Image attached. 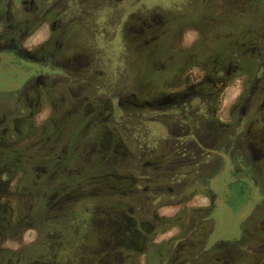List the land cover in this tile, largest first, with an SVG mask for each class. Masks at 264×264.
Masks as SVG:
<instances>
[{"label": "rangeland", "instance_id": "1", "mask_svg": "<svg viewBox=\"0 0 264 264\" xmlns=\"http://www.w3.org/2000/svg\"><path fill=\"white\" fill-rule=\"evenodd\" d=\"M257 1L196 0L197 11L185 8V0L72 1V16L87 11V31L76 43L88 70L72 76L84 82H68L69 95L64 92L68 85L60 82L58 99L96 98L84 113L104 106L101 135L96 128L97 136L88 138L93 132L88 124L89 133L84 129V138L66 149L63 163L69 169L58 168L39 196L27 194L26 185L46 167L42 155L30 151L41 159L33 160L32 169L21 160L16 165L15 159L40 139L53 112L69 109L61 101L56 107L41 102L29 139L0 149V177L7 183L0 196V264H158L156 252L169 243L235 242L247 227L249 247L259 250L260 258L249 254L245 264H264V161L253 165L264 149V90H254L255 83L264 87V42H257L259 35L264 40V7L256 10ZM29 2L22 10H30ZM194 16L196 22L186 20ZM70 28L58 38L63 44ZM22 29L19 39L31 53L51 34L48 23L28 36ZM61 64L65 70L66 63ZM3 65L0 85L24 80L22 67ZM1 90L0 116L10 118L13 89ZM248 91L254 95L245 113L252 119L242 134L226 124L243 114L240 102ZM113 95H120L122 104L117 123L107 113ZM60 121L64 128L63 113ZM224 135L231 137L227 145ZM97 145L108 151L100 153ZM112 146L115 157L109 155ZM174 147L182 151L179 165L172 163ZM241 157L248 163L241 165ZM81 164L95 170L83 176L77 170ZM243 175L251 184L247 195L228 208L224 185L233 183L234 197L241 185L230 180ZM172 192L179 196L173 199ZM87 194L97 197L74 200Z\"/></svg>", "mask_w": 264, "mask_h": 264}, {"label": "flooded vegetation", "instance_id": "2", "mask_svg": "<svg viewBox=\"0 0 264 264\" xmlns=\"http://www.w3.org/2000/svg\"><path fill=\"white\" fill-rule=\"evenodd\" d=\"M66 1L68 0H38V3H36L35 1L30 0V10H22V8H24L23 5H25L27 0H0V65H2L4 68L5 65L3 64L5 63L7 65L14 64L18 68L22 67L23 73L25 74L24 80L16 86L14 85L4 87L0 85V104L4 102L1 96L4 94L2 93L3 91L1 89H13L11 94L12 98L8 100L10 106L13 108L12 113H14V115L10 118L9 115L0 116V149H9V144L14 145L23 143L29 139L28 137L30 136L29 134L32 129V122L37 115L36 113L39 111L41 102H47V104H52L53 107H56V102L61 101V104H64L69 109L61 113L53 112L48 120L46 128L39 136L40 139H38L36 143L34 142L30 146L23 148V153L20 154L22 159H20V156H17L15 159L16 165L20 163L21 160L24 162V166L32 169L33 160L37 162L41 161V159L40 156H33L31 152L33 153V151L36 150L38 154L42 155V162L46 165V167L41 168L40 172L37 175L35 174V179H31V183L26 185L28 187L27 189H29L26 190L27 194H31L32 196H39L42 194L43 188L47 187L50 180L54 178L58 168L63 171L69 169L68 167H65L63 163V160L67 158L66 149H69L73 141L78 137L82 139L84 138L85 134H80L84 129L87 133H89V131H93L92 134H88V138H95L97 136L94 135L96 128L98 131V136L99 133L101 135V130L98 127L99 123L102 122V120L99 118V112L104 110V106L97 105L93 111L84 113V108L87 105L91 104L92 102L97 104L96 98L85 97L84 99H78L74 98V95H70V99H64L63 101L58 99V89H60V82L65 83V87L68 85L64 89V92L65 95H69V92L72 91L70 85H81L84 82L83 80L76 79V77L72 76L77 74L79 75V73H83L85 70H88V67L86 66L88 64L86 63V55L83 54L80 45L76 43V41L79 40V34L81 33L82 36L87 31L88 20L85 19L83 15L84 13H87V11H83L81 9L78 10L79 13L77 16H72V6L75 0H69L68 4ZM85 1L87 0H81V5H85L83 4ZM257 2L258 8L256 10H261V7H264V0H258ZM76 4L79 6V3ZM183 6L188 9L192 8V11H197L199 9V3L197 4L196 0H185ZM262 13H264V9L262 10ZM262 17H264V14ZM188 18H190V20L193 22L197 21L196 16L187 17V21ZM46 23H48L49 29L51 30V34L48 36V38H50H44L41 44L37 46L35 52H29L21 44L22 42L19 39L21 32L19 29L23 28L22 30L24 34L28 36L32 30H41V27ZM68 27H71L70 30H68V41L66 39L65 44H63L62 40H59L58 38L59 36L66 35V28ZM103 32L104 30H102L101 36H103ZM112 32L115 35V30ZM256 36L257 34H255V37ZM262 40L263 39H261V35L257 36V42L263 43L264 40ZM262 49H264V46H262ZM62 62L66 63V65H64L66 68L65 70L62 69ZM237 67L238 66H236V68ZM263 75L264 73L262 76ZM68 82H70V85ZM87 83H89L88 80ZM255 84V91L259 89L264 90V87L261 83ZM252 95H254V91H248L247 94L245 93L246 98L240 102L243 114L236 118L234 123L226 124L227 127H232L235 125V128L240 131L239 133L245 134L244 127L246 124L249 125L252 119L249 118V116L245 113L247 104H249L248 101L252 99ZM108 97L110 96L108 95ZM110 101L111 104L109 107H111V110L107 112L109 115L108 117H110L112 120L110 122L114 123L116 121L117 123V120H120L122 116L120 110V105H122L120 95L117 98L113 95L112 99L110 98ZM262 104V112L264 113V100L262 101ZM6 105H8V102ZM144 105L151 106V101L145 100ZM62 113L63 118L67 123L64 128L59 127V122H62L60 121ZM88 124H90V129H88L89 131L86 130ZM250 137L255 138L256 136ZM230 138L231 137L227 135L222 137L225 145L229 143L228 141ZM212 139L216 140L215 137ZM51 144L53 145L52 151L50 152V149L45 150L46 146ZM96 147L99 148L98 150L100 153L108 151V149L100 147L99 145ZM110 150H112V153L109 155L113 154V146ZM261 150L262 152L259 153L260 156H256L253 161V165L256 168L261 166V162L264 161V149ZM181 152V149L177 147L176 149L175 147L173 148L172 163L179 165V160L182 161L183 159ZM114 155L115 154L112 156ZM107 158H109V156H107ZM56 160H58V162H55ZM13 163L15 164V162ZM240 163L241 165L242 163H248L247 158L243 159V157H241ZM5 165V167H7V164ZM19 167L20 169L25 170L23 169V166ZM91 167L92 165L89 167L88 164H81V167L77 168V170L82 171L84 173L83 176H85L88 174V170H95V168L90 169ZM51 170H54L55 174L51 173ZM247 172L248 171H246V173ZM171 173L175 174L176 172ZM230 181L237 182L236 184H240L241 186H239L238 192L235 193L236 195L233 197V183L227 182V184L224 185L223 198L225 197V199L223 200L225 206L228 208H232L233 200L236 199V197H241L244 194V196H246L247 191L245 192V190L247 186L251 185L246 175L235 176ZM179 183L180 181L176 182V185H180ZM6 189L7 183H5V180L3 178L1 179L0 177V196H4L6 194ZM170 195L173 199L179 196L177 192H172ZM95 196L96 195L87 194L82 195V198L77 197L74 200L79 202L84 198L93 199ZM54 198L55 197L51 199L54 200ZM146 200H148V198H146ZM146 200L145 202H147ZM210 201V209H213L215 206V200L211 199ZM48 211L49 207L46 209V213ZM142 211L147 214L148 208L146 205L142 207ZM6 222L7 218L5 220V223ZM1 228L2 226L0 225V229ZM249 230V227L242 228V230L237 233L238 236L235 242L224 243L221 241L212 240L211 242L207 243V240L203 241L202 239L189 245L186 243H178L174 245L169 243L163 248H159L158 251L156 250L158 256L161 257L158 264H245L249 259V254H253L254 256L257 255L258 259L260 252L259 250H254L252 247H249L251 235ZM250 250H253L254 252H250ZM145 252H147V249H145Z\"/></svg>", "mask_w": 264, "mask_h": 264}]
</instances>
